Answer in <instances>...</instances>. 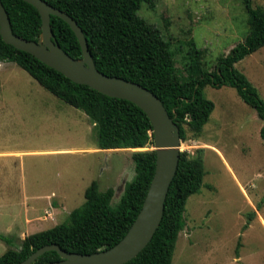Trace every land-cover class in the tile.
I'll list each match as a JSON object with an SVG mask.
<instances>
[{"label": "rangeland", "instance_id": "1", "mask_svg": "<svg viewBox=\"0 0 264 264\" xmlns=\"http://www.w3.org/2000/svg\"><path fill=\"white\" fill-rule=\"evenodd\" d=\"M253 6L264 9V0ZM137 14L169 43L183 77L190 42L203 52L202 69L211 71L248 31L242 0H151ZM235 67L264 101V47ZM204 93L214 110L202 132L187 130L180 145L190 156L203 150L204 187L187 200L172 264H264V205L242 231L246 214L264 196V123L229 84ZM153 149H98L96 128L84 113L6 63L0 74V257L19 249L18 233L28 218L45 215L51 193L64 198L61 214L37 223V232L65 223L93 181L101 192L113 189L115 208L135 177L132 153ZM32 196L42 200L36 216L27 214Z\"/></svg>", "mask_w": 264, "mask_h": 264}, {"label": "trees", "instance_id": "2", "mask_svg": "<svg viewBox=\"0 0 264 264\" xmlns=\"http://www.w3.org/2000/svg\"><path fill=\"white\" fill-rule=\"evenodd\" d=\"M71 17L82 30L96 69L109 77L134 82L153 93L166 109L186 140V131L199 135L214 110L205 96L206 87L220 89L225 84L235 89L241 101L253 109L264 123V101L235 65L264 47V9L253 0H242L248 31L227 55L219 56L211 71L202 69L203 52L189 43L186 76H180L170 45L160 32L137 14L141 3L151 0H43ZM15 36L37 42L41 20L37 10L22 0H0ZM50 26L56 43L71 58L80 60L79 43L60 18L51 16ZM0 63H14L47 92L84 113L97 131L100 150H139L153 145L152 126L134 104L106 97L72 83L33 56L5 44L0 37ZM264 140V125L260 130ZM202 149L190 156L180 152L176 174L164 203L162 220L149 244L126 264H172L179 233L185 226L189 197L199 194L206 175ZM134 179L125 184L119 204L112 208L113 189L99 190L96 181L86 189L85 202L74 209L65 223L31 234L17 250L9 249L0 264H18L33 252L55 244L67 253L89 255L116 245L128 232L141 210L155 169V151L131 155ZM264 205V196L256 209L246 214L242 231L248 229ZM2 239H5L1 237ZM238 255V247L236 248ZM60 261L56 252H47L37 263Z\"/></svg>", "mask_w": 264, "mask_h": 264}, {"label": "water", "instance_id": "3", "mask_svg": "<svg viewBox=\"0 0 264 264\" xmlns=\"http://www.w3.org/2000/svg\"><path fill=\"white\" fill-rule=\"evenodd\" d=\"M34 7L41 20V35L37 42L27 41L12 32L8 15L0 2V37L2 41L25 52L62 74L72 83L88 88L106 97L124 100L138 107L152 126L155 151V169L142 207L125 236L112 248L89 255L67 253L57 245H47L33 252L18 264H40L37 259L47 252H56L60 261L47 264H126L149 244L163 216L164 203L176 174L180 158V131L169 117L161 101L137 83L100 73L93 62L82 30L67 14L43 0H22ZM63 20L75 35L82 58L69 57L56 43L50 26V17Z\"/></svg>", "mask_w": 264, "mask_h": 264}, {"label": "crops", "instance_id": "4", "mask_svg": "<svg viewBox=\"0 0 264 264\" xmlns=\"http://www.w3.org/2000/svg\"><path fill=\"white\" fill-rule=\"evenodd\" d=\"M6 63H0V74L2 73V67L5 65ZM102 151H106V150H102ZM33 198L31 200L27 199L28 201L32 202V207L31 209L27 212V214H31V216L37 214L38 211V206L40 205V202L42 201L41 199H38V196H32ZM47 208H44V214L42 217H33L32 219H27L26 222L24 223V228L21 229V231L18 233L20 234V237H18V242L19 244L22 243V241L25 239V237L31 235L28 232H33L32 230H36L34 233H38L36 229L37 223L41 222V221H49L50 219L54 218V215L56 214H61L62 208H63V202H64V198L59 195V193H51V195L47 196ZM36 216V215H35ZM35 223V227H29L30 225H34ZM41 232V231H39ZM33 233V234H34ZM17 236V235H16Z\"/></svg>", "mask_w": 264, "mask_h": 264}, {"label": "bare ground", "instance_id": "5", "mask_svg": "<svg viewBox=\"0 0 264 264\" xmlns=\"http://www.w3.org/2000/svg\"><path fill=\"white\" fill-rule=\"evenodd\" d=\"M140 150V149H139Z\"/></svg>", "mask_w": 264, "mask_h": 264}]
</instances>
